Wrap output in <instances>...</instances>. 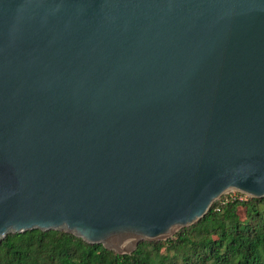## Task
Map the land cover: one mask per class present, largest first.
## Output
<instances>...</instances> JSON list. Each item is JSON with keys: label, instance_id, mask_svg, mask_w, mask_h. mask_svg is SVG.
Instances as JSON below:
<instances>
[{"label": "water", "instance_id": "95a60500", "mask_svg": "<svg viewBox=\"0 0 264 264\" xmlns=\"http://www.w3.org/2000/svg\"><path fill=\"white\" fill-rule=\"evenodd\" d=\"M264 196V0H0V241L130 253Z\"/></svg>", "mask_w": 264, "mask_h": 264}, {"label": "trees", "instance_id": "16d2710c", "mask_svg": "<svg viewBox=\"0 0 264 264\" xmlns=\"http://www.w3.org/2000/svg\"><path fill=\"white\" fill-rule=\"evenodd\" d=\"M236 193L173 236L140 242L130 253L64 230L9 233L0 241V264H264V196Z\"/></svg>", "mask_w": 264, "mask_h": 264}, {"label": "rangeland", "instance_id": "374dc122", "mask_svg": "<svg viewBox=\"0 0 264 264\" xmlns=\"http://www.w3.org/2000/svg\"><path fill=\"white\" fill-rule=\"evenodd\" d=\"M234 191H235V190H233V191H228V192H226V193H223V194L220 196V198L224 196L222 202H224V200H226V199H229V198H230V195H231V196H235V195L237 194V193H236L237 191H235V192H234ZM242 194H243V193H242ZM244 195H245V194H244ZM246 196H247V195H246ZM220 198H218V199H220ZM239 211H240L241 216H243V215H244V213H243V209L240 208ZM191 225H192V224H191ZM189 226H190V225H189ZM185 227H186V226H185ZM179 230H180V229H179ZM177 231H178V230H177ZM177 231H176V232H177ZM176 232H175V233H176ZM175 233H174V234H175ZM174 234H173V235H174ZM173 235H172V236H173ZM170 237H171V236H170ZM168 238H169V237H168ZM166 239H167V238H166Z\"/></svg>", "mask_w": 264, "mask_h": 264}]
</instances>
